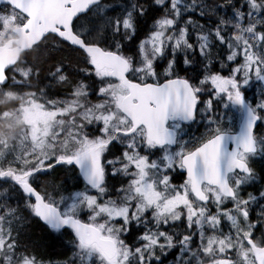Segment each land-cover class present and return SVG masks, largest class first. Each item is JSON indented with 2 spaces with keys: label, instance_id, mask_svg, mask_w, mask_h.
<instances>
[{
  "label": "snow or ice",
  "instance_id": "obj_1",
  "mask_svg": "<svg viewBox=\"0 0 264 264\" xmlns=\"http://www.w3.org/2000/svg\"><path fill=\"white\" fill-rule=\"evenodd\" d=\"M166 261L264 264V0H0V264Z\"/></svg>",
  "mask_w": 264,
  "mask_h": 264
},
{
  "label": "trees",
  "instance_id": "obj_2",
  "mask_svg": "<svg viewBox=\"0 0 264 264\" xmlns=\"http://www.w3.org/2000/svg\"><path fill=\"white\" fill-rule=\"evenodd\" d=\"M150 2V0H149ZM195 15V14H193ZM201 23H205V19H200ZM149 23H151V21H149ZM145 33H141L140 38L142 39L144 37ZM43 86V85H41ZM57 96L59 98H64L65 96V90L64 89H60L57 92ZM93 101H95V97L93 96L91 98ZM200 131V128L198 131L195 130L194 128V134L196 135L198 132ZM60 178L63 179V172H61L60 174ZM177 178L174 179V182H176ZM70 190H78V189H74L72 188V181L69 180L68 181V185ZM119 186V185H117ZM83 188V184L81 183L79 185V189ZM256 189L255 188H247L245 195L247 194V192H253L255 194ZM13 206H15V201H12ZM28 231V236L31 237V241L36 242V251L37 254L39 256H41L43 259L47 260V259H64L66 256L70 255V250L65 249L63 247L57 246L55 249L49 247L48 245V234L46 229L44 228V226L42 224H40L39 222L34 221L32 223V226L27 230ZM23 238V237H22ZM65 239H67V237H65Z\"/></svg>",
  "mask_w": 264,
  "mask_h": 264
},
{
  "label": "rangeland",
  "instance_id": "obj_3",
  "mask_svg": "<svg viewBox=\"0 0 264 264\" xmlns=\"http://www.w3.org/2000/svg\"><path fill=\"white\" fill-rule=\"evenodd\" d=\"M257 89H258V87H257ZM260 99V96H259V89H258V94H257V101ZM181 182V180L179 179V178H177V180H176V182H174V183H180Z\"/></svg>",
  "mask_w": 264,
  "mask_h": 264
}]
</instances>
